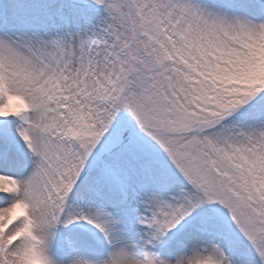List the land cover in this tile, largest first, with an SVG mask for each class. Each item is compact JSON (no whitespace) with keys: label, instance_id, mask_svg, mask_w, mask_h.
<instances>
[{"label":"snow or ice","instance_id":"6c2138e0","mask_svg":"<svg viewBox=\"0 0 264 264\" xmlns=\"http://www.w3.org/2000/svg\"><path fill=\"white\" fill-rule=\"evenodd\" d=\"M0 264H264V0H0Z\"/></svg>","mask_w":264,"mask_h":264}]
</instances>
